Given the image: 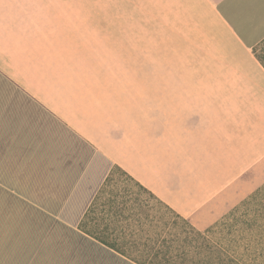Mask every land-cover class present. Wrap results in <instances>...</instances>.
Wrapping results in <instances>:
<instances>
[{
	"label": "crops",
	"instance_id": "obj_1",
	"mask_svg": "<svg viewBox=\"0 0 264 264\" xmlns=\"http://www.w3.org/2000/svg\"><path fill=\"white\" fill-rule=\"evenodd\" d=\"M263 43L264 0H0V264H137L80 228L116 166L217 220L264 158Z\"/></svg>",
	"mask_w": 264,
	"mask_h": 264
},
{
	"label": "trees",
	"instance_id": "obj_2",
	"mask_svg": "<svg viewBox=\"0 0 264 264\" xmlns=\"http://www.w3.org/2000/svg\"><path fill=\"white\" fill-rule=\"evenodd\" d=\"M258 59L264 67V59L262 60L259 57ZM115 172L122 175L133 187L147 194L155 202V206H153L144 200L141 201L131 190L125 188L120 190V195L118 193L116 194V222L132 220L134 227L137 226L140 232L145 233L144 237L135 238L128 241V243L118 241L123 236L118 227H116V237L112 236L113 231H109L108 225L102 227H100L101 224L94 225V228L90 232L82 227L88 214L92 212L100 191L108 184ZM262 191L264 192V189L257 192L256 197ZM114 203L115 201L106 204L108 207L106 213L110 212L113 208L112 204ZM249 205L250 200L245 201L235 211L244 209L243 211L245 212ZM128 210L129 214L125 215L124 212ZM159 211H163V214L159 213ZM232 212L203 232L198 231L191 226L187 219L177 214L126 172L116 166L111 170L84 214L80 228L84 233L101 244L137 264H239L226 257L223 249L219 247L220 245L208 238V234L213 232L217 226L222 230H224V227H227V222L233 216ZM251 217L252 215H250ZM259 219L261 218L251 220L255 221L254 224L258 226L256 221ZM226 230L227 232L229 231L228 228ZM261 230L258 234L264 233V228L261 227Z\"/></svg>",
	"mask_w": 264,
	"mask_h": 264
},
{
	"label": "rangeland",
	"instance_id": "obj_3",
	"mask_svg": "<svg viewBox=\"0 0 264 264\" xmlns=\"http://www.w3.org/2000/svg\"><path fill=\"white\" fill-rule=\"evenodd\" d=\"M116 10L119 11H116V31L124 29L127 32L130 31V26L145 24L144 19H131L127 16H120L121 14L128 12H122L120 8ZM156 20L157 19H148V23L154 26ZM153 29L158 28L154 27ZM107 36L110 37L112 35H106V37ZM114 36L126 37L125 39L128 41L127 38H129L130 35L127 33H117ZM159 36L158 32L154 33L153 40L155 42L159 41ZM116 41H118L117 38ZM256 54L260 59H264V43L256 48ZM124 188L131 190L141 201L144 200L150 205L155 206V202L149 198L147 194L139 191L136 187H133V185L127 182L122 175L115 172L108 184H106V186L100 191L92 212L88 214L83 223V229L90 232V230L94 228V225L97 226L101 224L100 227L108 225L109 231H113L112 236L116 237V227H118L123 235L118 239L119 242L128 243V241L135 238L144 237L145 233L140 232V229L137 226L134 227L132 220H126L119 223L116 222V194L118 193V195H120V190ZM262 189H264V158L244 177H242L240 181L234 183L223 193L229 207L227 206L224 212L218 210L217 215L220 213L222 214L219 215L217 220L203 229L194 225L192 221L188 219L187 221L193 228L203 232L213 226L216 222L221 221V219L233 211V216H231L230 220L227 222V227H224V230H222L217 226L218 228L216 227L213 232L208 234V238L213 242L218 243L220 245L218 246L223 249L226 257L233 262H238L239 264H264V233L258 234L262 231L261 227L264 228V192H260L259 196L257 195L256 197V193ZM248 200H250V205L245 212L243 211L244 209H238L235 211L236 208L240 207V204L245 201L247 202ZM112 201H115V203L112 204L113 208L110 212L106 213L108 210L106 204ZM128 212L129 210L124 212L125 215L129 214ZM159 213L163 214V211H159ZM250 215H252L251 218ZM257 215L260 216L257 217ZM255 218H261L256 221L258 226L254 224L255 221L251 220ZM227 228L229 229L228 232L226 230Z\"/></svg>",
	"mask_w": 264,
	"mask_h": 264
}]
</instances>
